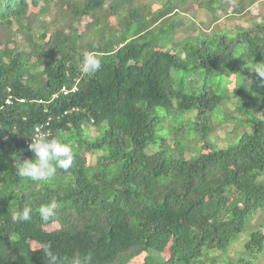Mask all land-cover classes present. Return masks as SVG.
Segmentation results:
<instances>
[{
  "label": "trees",
  "instance_id": "obj_1",
  "mask_svg": "<svg viewBox=\"0 0 264 264\" xmlns=\"http://www.w3.org/2000/svg\"><path fill=\"white\" fill-rule=\"evenodd\" d=\"M59 3L0 0V264H47L42 243L87 264H264V0ZM38 135L73 149L49 183L16 175Z\"/></svg>",
  "mask_w": 264,
  "mask_h": 264
},
{
  "label": "clouds",
  "instance_id": "obj_2",
  "mask_svg": "<svg viewBox=\"0 0 264 264\" xmlns=\"http://www.w3.org/2000/svg\"><path fill=\"white\" fill-rule=\"evenodd\" d=\"M101 66V59L94 52H85L79 64L80 71L89 77L98 72ZM250 72L264 79V61L253 63ZM63 89L61 92L64 94ZM73 90L76 91L77 87L74 86ZM24 101L23 99L19 100L21 103ZM12 134L17 133L13 132ZM29 150L33 153V159L24 160L23 162L17 160L16 175L20 178L32 182L49 183L57 175L58 169L67 171L73 166L74 155L72 147L58 139H48L43 135H38L31 139ZM57 211L58 203L55 199H51L39 206L38 215L42 222L47 223L57 215ZM11 219L17 223L31 221L33 219L32 208L26 206L21 209H14ZM38 251L43 253V259L47 261V264H87L90 259V257L82 256L78 252L71 257L62 259L53 251L51 243L40 244Z\"/></svg>",
  "mask_w": 264,
  "mask_h": 264
},
{
  "label": "rangeland",
  "instance_id": "obj_3",
  "mask_svg": "<svg viewBox=\"0 0 264 264\" xmlns=\"http://www.w3.org/2000/svg\"><path fill=\"white\" fill-rule=\"evenodd\" d=\"M59 1H61V0H56V2H57V4H59L60 5V3H59ZM52 6H54V5H52ZM55 7V6H54ZM179 13H181V14H183V15H181V16H185V17H190L191 19H192V14H193V12L192 11H188L187 9H186V11L185 12H183L182 11V9L180 8L179 10ZM259 11H260V5H259V3H255V4H251L249 7H248V13H249V15L248 16H257L258 15V13H259ZM197 13H199V15H198V18H199V20L197 19V25H199V22H204L205 24H210L211 22V17L208 15V14H205L206 12H202V11H198ZM221 12H220V10H219V14H220ZM229 13H230V11L228 10V13H227V15H229ZM218 17H220V19H219V21L218 22H216V24L218 25V27H220V28H222V27H228V24H227V22H226V17H224L222 14H220V16H218ZM196 15H195V17H194V20H196ZM31 21H34V18L33 17H31ZM257 21H259V19H258V17H257ZM89 22V19L88 18H85V19H83L81 22H80V25L77 27V29H78V31L80 32V31H82L83 30V28H84V26L87 24ZM233 23L235 24V26L238 28V27H241V26H244V27H246L247 26V21H243L242 19H234L233 20ZM213 25H215V23H212V24H210V26H213ZM195 29V28H194ZM232 87H233V84H229V88L230 89H232ZM218 136L219 137H224V133L222 132V131H219L218 132ZM89 157H91V155L89 154ZM258 215H259V213H257L255 216H254V219H256L257 217H258ZM239 248L234 244V245H232L231 246V252H230V254H229V259H231L232 261H234V260H236V258H237V255L235 254L236 253V251L238 250ZM163 256H167V253L165 252L164 254H163ZM261 260H262V262H264V256H261Z\"/></svg>",
  "mask_w": 264,
  "mask_h": 264
},
{
  "label": "built area",
  "instance_id": "obj_4",
  "mask_svg": "<svg viewBox=\"0 0 264 264\" xmlns=\"http://www.w3.org/2000/svg\"><path fill=\"white\" fill-rule=\"evenodd\" d=\"M74 90H75V89H74ZM74 90H73V91H74ZM63 92H64V94H66V93H67L65 89H63ZM8 103H10V102H8Z\"/></svg>",
  "mask_w": 264,
  "mask_h": 264
}]
</instances>
